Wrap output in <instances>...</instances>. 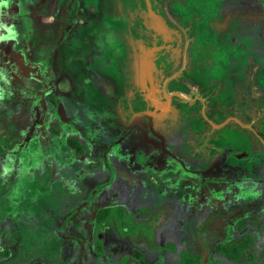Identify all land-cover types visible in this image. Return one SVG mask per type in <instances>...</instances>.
<instances>
[{"label": "flooded vegetation", "instance_id": "af4514ba", "mask_svg": "<svg viewBox=\"0 0 264 264\" xmlns=\"http://www.w3.org/2000/svg\"><path fill=\"white\" fill-rule=\"evenodd\" d=\"M196 1L0 0L2 87L14 99L27 100L34 114L32 129L45 132L54 111L70 122L61 105L63 98L76 99L84 87L79 80L94 85L107 102L105 121L90 114L87 126L78 128L73 121L66 133H43L47 142L50 135L59 138L68 150L54 164L71 169L87 186L81 201L51 227L65 255L61 264H86L84 258L93 256L118 264H169L170 256L181 264H203L205 259L208 264H240V238L262 230L264 110L250 104L256 93L260 102L258 73L246 72L245 81L240 56L198 51L204 30L211 37L207 45L228 39L238 52L242 36L255 41L246 50H255L252 59L260 63L264 22L254 25L240 18V8L249 9L240 0L226 9L215 6L183 16ZM137 2L144 10L138 23L148 19L153 27L143 29L136 45H130L129 80L118 87L119 94L102 86L97 74L87 77L93 82L74 74L85 52L83 36L106 18L117 22L130 17ZM129 26L130 33L141 27L136 21ZM137 46L142 48L139 57ZM145 70L160 72L163 90L151 93L148 83L143 91L137 79L130 83L133 76L143 78ZM153 94L166 104L155 106ZM228 124L230 135L218 132ZM78 139H86L87 149ZM137 224L149 227L153 251L140 246Z\"/></svg>", "mask_w": 264, "mask_h": 264}, {"label": "rangeland", "instance_id": "374dc122", "mask_svg": "<svg viewBox=\"0 0 264 264\" xmlns=\"http://www.w3.org/2000/svg\"><path fill=\"white\" fill-rule=\"evenodd\" d=\"M231 3L232 0H201V2L197 0L191 5V13L186 10L182 15L190 17L198 9L200 14H204L210 9L214 10L215 6H223L226 9ZM240 4L249 8L245 10L240 8V18L243 17L254 25L259 21L264 22V0H240ZM135 5L130 17L125 15L117 22L106 18L100 21L93 31L90 30L89 35L83 36L85 52L77 61L80 69H74V74L81 73V77L87 80H91L87 78L90 73L97 74L102 86H108L112 92L113 89L115 92L118 91V87L121 89V86L128 82L127 58L130 45H136L139 36L144 33L143 29L153 27L148 19L138 23L144 10L140 2ZM135 21L141 27L130 33L126 27H130L129 24ZM210 38V34L204 30L199 41L198 55L240 56V78L247 81L244 75L246 72L258 73L259 81L256 88L261 94L260 102L255 100L256 93L250 104L257 110H264V57L258 53L261 57L260 63H254L252 58L255 57L256 51L246 50L254 45L255 41L251 39L246 42L240 36L238 52L230 45L228 39L226 42L211 40L213 45H207ZM134 49L135 56L139 57L142 48L137 46ZM259 50L264 54L263 47L260 46ZM187 53L196 55L193 51L187 50ZM217 72L221 73V69L218 68ZM136 79L137 77L133 76L130 83ZM93 81L95 80H91ZM78 84L84 87H80L82 90L75 96L76 99L63 98L61 105L65 107L61 108V114L65 115L66 111L70 122L58 118V114L54 111L52 121L47 119L46 122V130L49 133L53 129L57 136L61 134L62 129V132L66 133L65 130L73 126V121L77 123L78 128L87 126L86 117L90 114H94L100 121L109 118L105 111L107 105L104 104L107 102L103 99L102 93L91 83L82 84L79 80ZM261 90L263 92H260ZM245 98L247 99L246 96ZM11 99L12 97H7L5 89L0 88V251L5 247L9 250L8 256L0 255V264H28L36 259L45 261L46 264H61L65 260V255L62 253L60 240L51 227L58 217L65 215L81 201L86 195L87 186L76 179L71 169L65 171L60 164L57 166L54 164L61 163L68 150L65 144L60 145L59 138L55 139L50 135L47 142L43 137V131L32 129L34 114L30 111L27 100ZM240 102H245L241 94ZM245 109L250 110V107L246 105ZM245 123L249 122L245 121ZM228 127L229 124L218 132L230 135ZM69 132L71 131L68 130ZM250 134L252 135V132ZM104 136L108 139L112 137L107 133ZM78 144L87 149L86 139ZM168 147L173 149L170 145ZM118 175L126 179L124 171H118ZM262 220L264 221V216ZM137 227L140 246L148 247L153 251L155 247L152 238L149 237V227L142 228L141 224H137ZM110 228L112 229L111 226ZM251 236L252 250L257 264H264V226L261 231L252 230ZM71 263L72 261H67V264ZM169 264L181 263L177 258L170 256ZM203 264H208L207 259Z\"/></svg>", "mask_w": 264, "mask_h": 264}, {"label": "trees", "instance_id": "16d2710c", "mask_svg": "<svg viewBox=\"0 0 264 264\" xmlns=\"http://www.w3.org/2000/svg\"><path fill=\"white\" fill-rule=\"evenodd\" d=\"M2 82H3V79L0 78V88H3ZM7 90H8V88H7V86H5V91L7 93V97L11 98L12 92L7 91ZM33 95H34V93H33ZM33 95L31 96V98L35 97ZM44 133L47 134L46 131ZM97 216H96V218H97ZM246 232H249V231H246ZM252 244H253V238L251 237V235L246 234V236L240 238V264H257L254 252L252 250ZM0 255L3 257H6L9 255V250L7 249V247H5L3 250L0 251ZM71 256H72V258L77 257V255H71ZM71 256H69L68 258H70ZM197 259H199V256L197 257ZM84 261H85L84 263H86V264H94L95 262L96 263H102V264H118V262H119L118 260L112 259V258L107 257V256H100V257H96V258L94 256L88 257V260L85 257ZM40 263H42V261L36 259V260H33L32 262H29L28 264H40ZM64 264H66V263H64Z\"/></svg>", "mask_w": 264, "mask_h": 264}, {"label": "crops", "instance_id": "0c3cea01", "mask_svg": "<svg viewBox=\"0 0 264 264\" xmlns=\"http://www.w3.org/2000/svg\"><path fill=\"white\" fill-rule=\"evenodd\" d=\"M160 28L161 31H165L168 33V30L166 27H158ZM168 36V34H166ZM165 36V37H167ZM168 38V37H167ZM185 43H187V41H185ZM158 49L161 48V47H157ZM177 51V50H176ZM149 52V51H148ZM179 54V52H178ZM181 55H184V51H182V54ZM160 72L158 71H154L153 74H150L148 73V71H144V77L141 78L139 76H137V85L141 88V90H147L146 88V83L149 84V91L150 90H155L156 92H160L161 89L163 90V85H164V82H163V79H162V75L160 74ZM152 76V77H151ZM154 82V84H153ZM157 88H161L160 90H158ZM152 93V91H150ZM155 94H153V102H154V105L157 106V107H162L163 105L166 104V102L164 103H160V97L161 95L159 96H154ZM164 96V95H163ZM165 97H168L167 95H165Z\"/></svg>", "mask_w": 264, "mask_h": 264}]
</instances>
